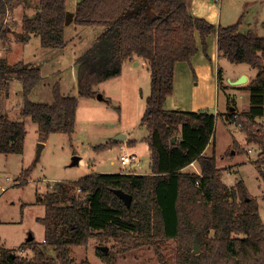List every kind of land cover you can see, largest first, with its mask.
<instances>
[{
  "label": "trees",
  "instance_id": "trees-1",
  "mask_svg": "<svg viewBox=\"0 0 264 264\" xmlns=\"http://www.w3.org/2000/svg\"><path fill=\"white\" fill-rule=\"evenodd\" d=\"M32 1L0 0V39L7 37L2 24L8 12L18 3L26 10ZM67 13L66 0H36L34 13L22 14V41L34 34L41 47L63 49ZM245 13L221 26L192 16L187 0H79L73 24L102 30L74 59L77 94H62L56 82L49 103L29 98L42 80L39 67L23 60L10 63L0 56V89L8 93L12 78L21 82L20 114L36 123L42 142L53 132L71 137L79 98H95V86L120 75L125 61L143 59L150 75V91L140 118L147 131L149 172H91L55 181L36 196L44 205V215L37 218L44 228L43 240L32 238L18 248L3 249L0 264H92L87 258L76 262L71 255L73 246H86L92 237L113 242L109 250L95 249L107 264L143 246L153 250L160 264H171L162 250L169 240L175 243L173 264H264V223L258 202L249 197L243 180L224 183L214 155L203 154L214 135L217 114L163 106L172 94L175 64L189 62L197 52L195 33L203 50L207 36L215 33L220 57L256 69L246 85L250 93L247 111L238 112L228 95L227 102L234 108L226 115L245 134L247 143L258 145V156L251 163L264 180V126L256 120L264 114V36L251 29L239 31ZM216 75L218 86L226 88L220 68ZM25 132L23 121L0 114V153H22ZM114 144L111 140L95 148ZM194 161L199 173L184 170ZM30 171L31 165L23 168L14 184L27 183ZM114 189L130 194V204ZM195 237L198 253L192 252ZM19 250H28L30 255H20Z\"/></svg>",
  "mask_w": 264,
  "mask_h": 264
},
{
  "label": "rangeland",
  "instance_id": "rangeland-1",
  "mask_svg": "<svg viewBox=\"0 0 264 264\" xmlns=\"http://www.w3.org/2000/svg\"><path fill=\"white\" fill-rule=\"evenodd\" d=\"M66 1L68 13L64 37L67 45L63 49L39 46L41 54L45 59H48L49 64L45 63L42 66V80L29 94L31 101L51 102L52 87L56 82H58L62 94L76 95L74 57L85 50L95 39L96 33L102 30L98 26H75L73 24L75 2L73 3V0ZM214 3L222 15L220 22L222 26L234 23L239 13L250 9L248 21L252 23L253 29L254 25L258 27L259 36H264V27L260 22L264 20V0H214ZM245 5L249 7H245ZM26 9L28 11L30 7ZM252 9H257L258 12L252 13ZM24 10L22 3L16 4L8 12L6 20L2 24V27L7 29V37L0 39V56L6 57L10 63L18 60L25 61L28 57L24 50V41H22L24 34L21 32V19ZM230 11L235 17L225 18L229 16ZM257 19L259 22H256ZM30 43L31 47L29 46V48L32 51L37 39H31ZM213 54L215 55V52ZM215 61L218 62V66L224 73L232 72V70L236 72L237 68L247 66L245 63L232 64L225 58ZM216 63L214 61L212 63L214 74ZM200 70L205 73L204 70ZM243 83L245 80L237 84ZM189 86L191 87V85ZM212 86L209 78H206L203 83L201 80L197 85H192L193 90L201 91L207 99L210 97ZM99 88H103L102 92L99 90L97 92L103 93L104 98H79L75 127L71 137L64 132L51 133L46 143L40 148L39 154L38 143L40 141L37 139L36 123L29 116L20 114L23 103L21 82L12 78L6 89L8 93L4 89H0V114L7 113L12 120L23 122L25 120L26 130L24 149L21 154L4 155L0 153V184L5 186V190L0 193V252L3 249L18 248L20 243L30 235L37 242L42 240L44 228L37 217L43 215L44 205L36 200V196L37 193H42L50 188L55 181L73 180L93 171L118 169L119 154L125 151L136 155L139 161L136 166L137 172H149L147 141L142 138L145 136L146 130L140 120L145 107V98L150 89V75L146 62L143 60L136 66L126 65L120 77L102 81L101 84L99 83ZM190 90L189 87H185L187 93ZM222 93L220 90L217 91L212 99L221 101L224 99ZM182 95L185 96L183 93ZM245 103L243 102V104ZM240 107L243 108L242 104ZM213 108L214 106H211L206 110L208 109L212 113ZM258 120L264 126V114ZM235 128V126H231L229 131L224 120L216 116L214 134L217 156L224 152L226 143L232 139L233 135L239 139L225 152V156L231 155V151L235 154H233L231 165L219 167L223 174L222 180L224 183L232 185L235 180L243 179L249 197L255 198L258 202L259 213L264 223V180L260 177L255 165L249 161L257 158L259 148L254 143H247L243 137L244 133H241L242 131L240 132L237 128L235 130ZM125 133L128 134V138L135 139V142L126 145L125 148H121V144H114L106 149L95 148V146L110 142V139H117ZM74 156L78 158L76 162H73ZM111 161L113 164L110 163ZM29 165H31V171L27 183L12 184L21 178L22 175L19 176V173ZM262 166L264 168V164ZM112 244L111 240L102 243L97 237H92L86 246H73L71 255L76 262L87 258L92 264H107L95 253V249L97 246H105L109 250ZM162 250L165 257L173 264L174 241H167ZM17 253L30 255L27 250H19ZM115 264H160V262L151 248L143 246L117 255Z\"/></svg>",
  "mask_w": 264,
  "mask_h": 264
},
{
  "label": "crops",
  "instance_id": "crops-1",
  "mask_svg": "<svg viewBox=\"0 0 264 264\" xmlns=\"http://www.w3.org/2000/svg\"><path fill=\"white\" fill-rule=\"evenodd\" d=\"M78 1L79 0H73V3L75 2V4H76ZM35 3H36V0H33L32 1L33 5L31 6L32 8L30 7V9H28V11H26L27 9L24 11H26L28 14H33L34 10H35ZM187 6H188V10L192 16L203 17L213 24L221 25L220 22L222 19V15L220 13V10L217 9V6L214 3V0H187ZM66 7H67V1H66ZM251 12L256 13V12H258V10L252 9ZM239 15H240V13H239ZM248 15L250 17V9L246 10L243 22L239 27V31L240 32H246L247 30L251 29V30L255 31L256 34L258 35V27L254 25V29L252 28L253 27L251 25L252 23L250 21H248ZM234 17H235V15L232 14L230 11L229 16L225 17V18L230 19V18H234ZM236 19H237V17H236ZM236 19H235V21H236ZM217 22H219V23H217ZM256 22H259L258 19L256 20ZM260 22H261V25L264 27V20L260 21ZM244 26H245V28H244ZM97 33H96V35H97ZM195 37H196L197 52L190 58L189 62L178 61L175 64L172 94L169 95L165 99L163 106L165 109H181V110H190V111L206 110V108H210L211 106H214L212 113L217 114V117L219 116L222 120H224V124H226V128L228 130L230 129L231 126L232 127L235 126L238 130H240L236 126V124H233L232 122H230V120L226 114L230 110H233L234 107H236V110L238 112L247 111L249 104H250L249 103L250 93H249V90L246 87V85L255 76L256 69L251 68L249 65H247L246 67H243V68H237L236 72L234 70H232V72H229V73H224L222 71V80L221 81H222L223 85H227V87L222 88V87L218 86L216 72H217V69L220 67L218 66V62L216 63L215 60L219 61L220 59H223V57H220L218 54V51H217V44H216L217 36L215 33H212L209 36H207V38H206L207 49H205V50L202 49V45L200 42L198 32L195 33ZM31 39H37V43L33 47L34 49L32 51L29 48V46L31 47V43H30ZM39 46H40L39 36L34 35V34H30L28 37V40L26 42H24V50L26 51V55L28 56L27 60H25L24 62L39 67L40 71H41V75H42V66L45 63L49 64V61H47L48 59H45V57L41 54L42 52H41V48H39ZM214 52H215V55L213 54ZM207 54H208V57H207ZM214 56H215V58H214ZM75 58L76 57H74V59ZM213 61H214V63L217 64V67L215 64V74H214L213 68H212ZM141 62H143V59H141V58H134L133 60L125 61L122 64L120 75H118L116 77H120L123 74V71H124L126 65H129V66L135 65L136 66V65H139V63H141ZM127 63H129V64H127ZM55 66H57V65H55ZM211 68H212V71H211ZM200 69L204 70L205 73H203ZM241 75L246 76L245 83H243V84H232L230 82V81L238 79ZM206 78H209V80L213 84L212 89H211V94H210V97L208 99L206 98V96L201 91L198 92L196 90H193L194 87H192V85H197L199 82H201V80L203 83V81ZM107 80H109V79H107ZM107 80H104V81H107ZM195 80H197V81H195ZM101 83L102 82H100V84ZM37 85L35 87H37ZM189 85H191V87ZM186 86H187V88L189 87L191 89L189 93H187L185 91ZM35 87H34V89H35ZM95 89L99 90L101 92L103 91V88L102 89L99 88V83L95 86ZM219 90L223 92L222 96H224V99H222L221 101L220 100L218 101V99H217V101H216V99L215 98L212 99V97ZM149 91H150V89H149ZM182 93L185 96H183ZM228 95L233 99L234 104H235L234 107L229 106V104L227 103V96ZM222 96H221V98H222ZM103 97H104V94H103ZM89 99H94V98H89ZM240 101H242V102H240ZM243 102H246V103L243 104ZM241 104H242L243 108H241V107L239 108V106ZM260 117H256V120L259 121L258 119H260ZM24 124H25V120H24ZM36 128H37V125H36ZM236 128H235V130H236ZM145 130H146V128H145ZM235 130H232V131H235ZM241 133H243V132H241ZM146 136H147V131H146L145 136H143L142 138L146 140ZM243 137H245V134ZM110 140H115L117 142V144H121V148H125L126 145L131 144V143H129V141L135 142V139L128 138L127 133L124 134V137H121V138L118 137L117 139H110ZM237 140H239V139L233 135L232 139L228 140V143H226V145L224 147V152L222 153L223 155L218 154V156H217V154H216V148H217L216 147V145H217L216 144V136L214 134L212 139L208 143V145L205 147L203 154L206 156L214 155L218 167H225V166L227 167L228 165L232 164L231 160H232V157L234 156L233 154H235V153H233L231 151V155L225 156V152L230 147V145L236 144ZM40 142H42V141H40ZM44 143H46V141H43V145H44ZM147 147H148V145H147ZM148 151H149V149H148ZM121 153H123V152H121ZM128 153H130V152H128ZM11 154H13V153H11ZM17 154H21V153H17ZM7 155H9V154H7ZM149 158H150V152H149ZM118 161H119V159H118ZM110 163L113 164V161H111ZM138 164H139V161H138ZM138 164L133 167V170L136 173H146V172H142V171L141 172L136 171V166H138ZM191 168H193V169H191ZM121 169H122V166L119 162L118 169H111L110 168V169H106L104 171H93V172H118V171H121ZM184 170L197 172V173L200 172L199 165L196 161L190 163L188 166H186L184 168ZM240 179L243 180L242 178H240ZM12 184H14V182H12ZM43 215H44V213H43ZM43 215H41L39 217H42ZM39 217H37V218H39ZM43 236H44V233H43ZM42 240H43V238H42ZM41 241H39V242H41ZM22 242H24V241H22ZM9 249H11V248H9Z\"/></svg>",
  "mask_w": 264,
  "mask_h": 264
},
{
  "label": "water",
  "instance_id": "water-1",
  "mask_svg": "<svg viewBox=\"0 0 264 264\" xmlns=\"http://www.w3.org/2000/svg\"><path fill=\"white\" fill-rule=\"evenodd\" d=\"M245 78H246V76L245 75H241L238 79H236V80H233V81H230L232 84H237L238 82H241L242 80H245ZM96 97L97 98H99V99H102V98H104L103 96H102V94L101 93H97L96 94ZM121 137H124V135H121V136H119V138H121ZM175 140V137H172L171 138V142H173ZM43 146V142H39L38 143V154H39V152H40V148ZM77 157L76 156H74L73 157V162H76L77 161ZM114 192L117 194V196H119L122 200H123V202L126 204V205H129L130 204V201H131V195L130 194H128V193H126V192H124L123 190H121V189H114ZM33 237L30 235L28 238H27V240H31ZM104 250H107V247H105V246H103L102 247ZM192 252L193 253H198L199 252V246H198V244H197V240H196V237L194 238V243H193V247H192Z\"/></svg>",
  "mask_w": 264,
  "mask_h": 264
},
{
  "label": "built area",
  "instance_id": "built-area-1",
  "mask_svg": "<svg viewBox=\"0 0 264 264\" xmlns=\"http://www.w3.org/2000/svg\"><path fill=\"white\" fill-rule=\"evenodd\" d=\"M236 117L237 116L235 115V118ZM230 122H232V121L230 120ZM233 124H235V123H233ZM118 159H119V162L122 166L121 172H130V170L133 169V167L138 164V160L136 158V155L133 153H121L119 155ZM4 190H5V186L0 184V193Z\"/></svg>",
  "mask_w": 264,
  "mask_h": 264
}]
</instances>
